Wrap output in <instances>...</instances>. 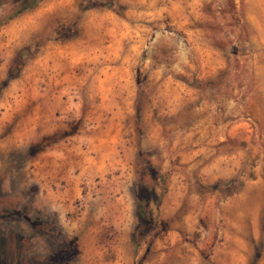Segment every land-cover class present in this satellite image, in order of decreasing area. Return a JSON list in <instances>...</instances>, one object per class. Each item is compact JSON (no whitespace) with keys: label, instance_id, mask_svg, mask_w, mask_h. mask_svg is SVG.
<instances>
[{"label":"rangeland","instance_id":"1","mask_svg":"<svg viewBox=\"0 0 264 264\" xmlns=\"http://www.w3.org/2000/svg\"><path fill=\"white\" fill-rule=\"evenodd\" d=\"M19 1L0 264H264V0Z\"/></svg>","mask_w":264,"mask_h":264},{"label":"trees","instance_id":"2","mask_svg":"<svg viewBox=\"0 0 264 264\" xmlns=\"http://www.w3.org/2000/svg\"><path fill=\"white\" fill-rule=\"evenodd\" d=\"M39 1L40 0H20L19 5L16 8V10L8 18H13V17L17 16L18 14H20L21 12H23L27 8H30L31 6L35 5ZM144 213H145L144 208L142 207V205H139V218L140 219L143 218Z\"/></svg>","mask_w":264,"mask_h":264},{"label":"bare ground","instance_id":"3","mask_svg":"<svg viewBox=\"0 0 264 264\" xmlns=\"http://www.w3.org/2000/svg\"><path fill=\"white\" fill-rule=\"evenodd\" d=\"M45 163V162H44Z\"/></svg>","mask_w":264,"mask_h":264}]
</instances>
